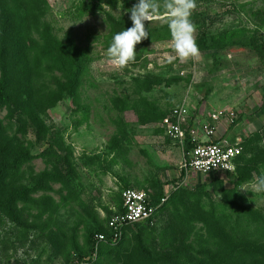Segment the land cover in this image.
<instances>
[{
	"label": "rangeland",
	"instance_id": "obj_1",
	"mask_svg": "<svg viewBox=\"0 0 264 264\" xmlns=\"http://www.w3.org/2000/svg\"><path fill=\"white\" fill-rule=\"evenodd\" d=\"M158 2L162 12L146 23L149 29L169 24ZM195 2L196 43L205 34L208 46L199 59L182 62L172 38L143 40L135 60L119 69L109 63L107 49L114 29L131 25L129 9L137 0H13L23 7L18 23L25 25V49L56 62L51 71L38 72L35 116H16V127L27 131L17 138L35 156L23 168L22 186L46 170L69 183L33 195L31 208L13 201L20 186H0V264H153L156 255L187 252L190 245L194 257L227 249L215 234L193 243L191 230L209 234L240 220L245 226L264 222V192L253 187L264 176V0ZM72 42L89 49L91 60L76 86L67 79L78 53ZM11 54L17 78L22 51L16 37ZM181 107L188 110L187 124L203 123L216 111L236 113L237 123L217 133L242 139L234 173L196 176L181 185L185 145L167 135ZM7 114H0L5 124ZM125 189L151 198L162 192L165 205L153 220L128 229L115 248L90 251V231L105 229Z\"/></svg>",
	"mask_w": 264,
	"mask_h": 264
},
{
	"label": "trees",
	"instance_id": "obj_2",
	"mask_svg": "<svg viewBox=\"0 0 264 264\" xmlns=\"http://www.w3.org/2000/svg\"><path fill=\"white\" fill-rule=\"evenodd\" d=\"M12 2L13 0H0V114L3 111L8 113L6 116V124L0 119V186H7L8 188L14 189L15 187L20 186L19 190L12 193V199L15 203L31 208L37 202V199L33 198V195L43 191H50L51 184H68L69 179L62 173L46 170L31 180V186H22V183L25 180V172L23 171V168L30 164L35 156L31 154L29 147H25L24 144H22L23 141H20L17 138V134H21L24 137L27 131L25 128L20 129V127H16V116L27 114L28 119H31L32 115L35 116V105L33 103L34 86L36 78L39 76L41 77V74L38 72L40 70L44 71V68L47 72L51 71L55 68L56 62L48 63L49 59H45L41 55L32 57L30 51L25 49L21 39V33L25 34V25L18 23L20 16L19 10L23 9V7L22 5H13ZM161 12L162 11H160V13ZM131 26L132 24L130 26H124L121 30L124 31ZM145 26L149 33V37L144 41L152 43L172 38L168 25L159 29H149L147 25ZM114 33H118L116 29H114ZM14 37L17 39V46L21 47L22 51V56L18 57L15 61L17 69L19 70L17 78L13 76L12 66L14 65L12 64L11 58L12 40H14ZM74 44L75 43L72 42L71 45L78 53H76L73 58L75 64L73 67L69 68L67 79L76 86L81 77L83 81L85 74L88 72L91 60L88 56L90 52L89 49L82 48L81 50ZM198 47L201 51L208 49L205 34L202 35ZM37 83H39V81ZM46 88L47 86L45 89ZM27 110H29L28 113ZM195 145L196 142H194L189 134H187L184 153L190 151ZM241 156L237 159L236 164H238ZM165 197L166 194L161 192L158 197L151 198L150 203L154 206H158ZM164 205L165 203L158 209V212ZM250 226H253L254 228L251 229ZM128 229L126 231H128ZM97 233L108 234V227L106 226L104 230L93 229L90 231L87 239V245L90 251H94V236ZM214 234L217 235L219 239L223 238V240L227 242V249L224 252H197V255L201 257H198L196 254L194 257V248L190 245L189 250L186 249L187 252H191L190 254L186 251L178 250L173 256L156 255L153 264H264L263 221L253 224L252 220H248L247 226H245L243 220H240L239 225L235 228L232 226L229 228L216 226L209 234L194 233V231L191 230L187 234V238L190 239L193 236L195 238L193 243L199 245L200 240L204 238L207 239V236L209 237L208 239H211L215 236ZM120 242L115 244H101L100 250L104 247H110L113 249L118 246ZM204 243L207 245L209 244L208 240ZM218 244H220V242L214 245L216 246ZM109 255L111 254H108V256Z\"/></svg>",
	"mask_w": 264,
	"mask_h": 264
},
{
	"label": "built area",
	"instance_id": "obj_3",
	"mask_svg": "<svg viewBox=\"0 0 264 264\" xmlns=\"http://www.w3.org/2000/svg\"><path fill=\"white\" fill-rule=\"evenodd\" d=\"M187 117L188 110L185 107L177 108L173 111L175 121L167 126V135L174 142L185 145L187 134L196 142L190 151L184 153L181 185H188L196 176L234 173L236 161L243 152L242 139L218 138L217 133L222 126L230 127L236 123V113L216 111L203 123L196 119L187 124ZM121 198L123 202L121 211L116 212L107 224L109 233H97L94 236L95 253L101 244L120 242L128 228L153 220L158 209L166 201L162 199L160 205L154 206L150 203L151 197L148 194L135 189L123 190Z\"/></svg>",
	"mask_w": 264,
	"mask_h": 264
},
{
	"label": "clouds",
	"instance_id": "obj_4",
	"mask_svg": "<svg viewBox=\"0 0 264 264\" xmlns=\"http://www.w3.org/2000/svg\"><path fill=\"white\" fill-rule=\"evenodd\" d=\"M163 9L169 18V29L178 58L185 62L199 59L200 50L196 43V25L191 15L196 9L195 0H163ZM161 10L158 0H137L131 9L132 26L114 35L107 49L109 63L123 69L136 57V45L149 37L146 23L149 24ZM257 192H264V176L253 185Z\"/></svg>",
	"mask_w": 264,
	"mask_h": 264
}]
</instances>
